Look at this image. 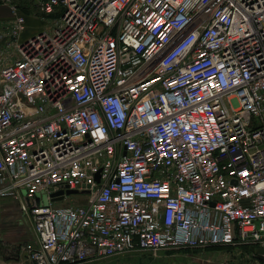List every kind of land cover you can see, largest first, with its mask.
Instances as JSON below:
<instances>
[{
	"label": "built area",
	"instance_id": "1",
	"mask_svg": "<svg viewBox=\"0 0 264 264\" xmlns=\"http://www.w3.org/2000/svg\"><path fill=\"white\" fill-rule=\"evenodd\" d=\"M39 9L25 40L16 8L0 28V199L24 192L30 264L264 248V0Z\"/></svg>",
	"mask_w": 264,
	"mask_h": 264
},
{
	"label": "rangeland",
	"instance_id": "2",
	"mask_svg": "<svg viewBox=\"0 0 264 264\" xmlns=\"http://www.w3.org/2000/svg\"><path fill=\"white\" fill-rule=\"evenodd\" d=\"M12 1L18 3L20 0ZM18 7L24 13H39L37 8L30 5ZM21 195L23 198L20 197V201H24V192ZM20 201L14 198L0 199V264H30L25 256V246L33 237L29 217L22 210ZM42 201L47 202L45 198L35 195L36 203ZM84 201L85 198L74 195L56 205H72ZM257 250L250 245L181 249L156 256L135 254L99 264H264V259L257 258Z\"/></svg>",
	"mask_w": 264,
	"mask_h": 264
},
{
	"label": "crops",
	"instance_id": "3",
	"mask_svg": "<svg viewBox=\"0 0 264 264\" xmlns=\"http://www.w3.org/2000/svg\"><path fill=\"white\" fill-rule=\"evenodd\" d=\"M39 1L40 0H20L18 3H14L12 0H0V28L5 26L7 23L14 19L13 8H16L20 15H22L25 19V30L22 32L20 36V40H25L29 38L34 33L40 31L44 27V23L42 22L43 13L39 9ZM18 5L22 6H32L37 8L39 13H24L18 7ZM33 10V9H32ZM1 45L4 44V41L0 42ZM30 221V220H29ZM30 226L32 229V225L30 222ZM27 257V254H25Z\"/></svg>",
	"mask_w": 264,
	"mask_h": 264
},
{
	"label": "water",
	"instance_id": "4",
	"mask_svg": "<svg viewBox=\"0 0 264 264\" xmlns=\"http://www.w3.org/2000/svg\"><path fill=\"white\" fill-rule=\"evenodd\" d=\"M95 179H96V181L98 182V180H99V176L96 175ZM65 194H66V195H74V194H77V191H66ZM60 195H62V192L52 194V195H51V197L53 198L52 200H56V201H57V200L62 199V197H61ZM44 198H45V197H44ZM45 199H46V198H45ZM42 203L45 204L44 201H42ZM37 205H39V203H37ZM257 253H258L257 258H258L259 260L264 259V258H263V255H264V248H260V249H258V250H257Z\"/></svg>",
	"mask_w": 264,
	"mask_h": 264
}]
</instances>
